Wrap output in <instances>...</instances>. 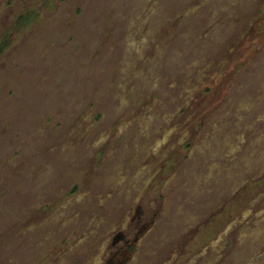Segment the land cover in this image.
Masks as SVG:
<instances>
[{"label": "rangeland", "instance_id": "374dc122", "mask_svg": "<svg viewBox=\"0 0 264 264\" xmlns=\"http://www.w3.org/2000/svg\"><path fill=\"white\" fill-rule=\"evenodd\" d=\"M118 250L264 264V0H0V264Z\"/></svg>", "mask_w": 264, "mask_h": 264}, {"label": "flooded vegetation", "instance_id": "af4514ba", "mask_svg": "<svg viewBox=\"0 0 264 264\" xmlns=\"http://www.w3.org/2000/svg\"><path fill=\"white\" fill-rule=\"evenodd\" d=\"M189 143H191V142L189 141V142H186V144H185V146H186L187 148H188ZM134 248H135L134 245H129V250H128V252L133 251ZM116 250H117V249H116ZM128 252H127V253H128ZM117 253L120 254V250H118ZM126 256H127V255H125V257H126ZM125 257H124L123 255L120 254V256L117 258V259H119V261H118V260L116 261V260L114 259V261L112 262V261H111V258H110V259L106 260L103 264H113V263H114V264H124L123 262H125V259H126ZM124 258H125V259H124ZM123 259H124V261H122ZM128 259H129V256H128ZM128 259H127V260H128ZM107 261H108V262H107ZM106 262H107V263H106ZM126 262H127V261H126Z\"/></svg>", "mask_w": 264, "mask_h": 264}]
</instances>
